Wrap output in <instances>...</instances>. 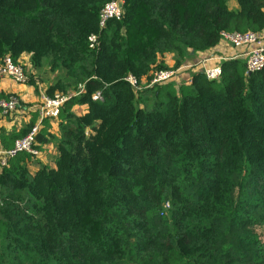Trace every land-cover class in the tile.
I'll list each match as a JSON object with an SVG mask.
<instances>
[{
  "label": "trees",
  "instance_id": "obj_1",
  "mask_svg": "<svg viewBox=\"0 0 264 264\" xmlns=\"http://www.w3.org/2000/svg\"><path fill=\"white\" fill-rule=\"evenodd\" d=\"M114 1L0 0V64L25 70L28 55L54 76L46 94L70 97L59 136L46 120L37 137L41 152L56 145L53 164L33 171L22 153L0 174V264H264V69L229 61L218 82L139 92L126 81L148 85L223 33L264 32V0H121L122 20L102 28ZM168 55L172 69L158 64ZM32 113L0 148L32 132Z\"/></svg>",
  "mask_w": 264,
  "mask_h": 264
},
{
  "label": "built area",
  "instance_id": "obj_2",
  "mask_svg": "<svg viewBox=\"0 0 264 264\" xmlns=\"http://www.w3.org/2000/svg\"><path fill=\"white\" fill-rule=\"evenodd\" d=\"M124 17L123 2L116 0L107 5L100 15V26L106 28L110 20H122ZM90 47L95 49L98 43V37L92 36L89 39ZM231 47L235 50L233 57L220 55L216 52H210L204 58L199 59L194 64L185 63L183 66L170 71H158L154 74L150 84L145 88L139 84L134 77H129L126 81L139 92L153 86H163L173 84L187 72L194 71L203 74L208 81L218 82L223 76V64L229 61L239 60L245 63L249 74L259 72L264 69V32L248 34H222L221 43L217 48ZM6 80H11L17 84H28V77L24 68L14 64L9 58H6L0 64V84ZM190 80L185 83L189 84ZM181 85V84H180ZM69 96L56 94L49 97L46 92H40V101L33 105L32 112L38 115V121L32 132L24 139L16 142L14 148L5 150L0 148V174L8 166L12 159H15L22 153H28L37 159H40L43 153L37 149L39 147L37 137L41 132L42 125L46 120L58 122L61 110L69 101ZM94 100H103L100 93L94 96ZM2 109V118L8 117L24 108L21 98L17 95H9L6 99L0 100Z\"/></svg>",
  "mask_w": 264,
  "mask_h": 264
},
{
  "label": "crops",
  "instance_id": "obj_3",
  "mask_svg": "<svg viewBox=\"0 0 264 264\" xmlns=\"http://www.w3.org/2000/svg\"><path fill=\"white\" fill-rule=\"evenodd\" d=\"M229 8L232 11H237L239 6L236 2V0H229ZM213 54L214 52L220 54V55H225L229 57H233L235 55V50L231 47H222V48H216L213 51H211ZM210 52L205 53V54H199L191 57L189 60H187V64H194L196 63L199 59L204 58L207 56ZM30 59V56H24L23 60L25 62H28ZM159 65L164 64L166 67L173 68L175 66V57L174 55H168L165 57H161L158 62ZM194 71H190L187 73H184L178 81H175L173 83L174 86L178 87L180 84H185L187 83L192 75H194ZM54 79V76H53ZM143 83H147L146 80L143 81ZM38 86V85H37ZM40 92H42V89L39 87L38 88ZM40 92H37L33 86L30 84H17L11 80H6L3 83L0 84V95H17L21 98V102L24 106V108L8 117L2 118L0 121V134L1 130L5 129L8 132H12L14 130H19L22 127L28 125L32 119H33V113L31 111V108L33 105L38 103L40 101ZM87 107H76L75 112L78 115H84L87 112ZM49 132H51L54 136H59V128H58V122H50V127H49ZM43 155L38 161L41 164L44 165H52L53 160L56 158L58 152L56 146L53 147V144L44 146V151ZM49 156V157H48ZM50 158V160H48ZM51 161V163H50ZM39 165V164H37ZM38 167V166H37ZM32 169H37L36 167H31ZM34 170V171H35Z\"/></svg>",
  "mask_w": 264,
  "mask_h": 264
},
{
  "label": "rangeland",
  "instance_id": "obj_4",
  "mask_svg": "<svg viewBox=\"0 0 264 264\" xmlns=\"http://www.w3.org/2000/svg\"><path fill=\"white\" fill-rule=\"evenodd\" d=\"M26 63L28 65L25 67V70H26L29 82H35L36 87H40L42 89V92H46L47 87L52 83L51 81L53 80V74L50 73L49 67L48 66H44V68L35 69L30 64V59ZM156 71H158V70H156ZM156 71L153 74H155ZM61 75H63V73ZM35 85L33 86V88L36 89ZM146 86H147V84H145V83L142 84L143 88H145ZM70 93L74 94L75 92L71 91ZM148 101H150V100H148ZM55 146L56 145L53 144V147H55ZM42 153H44V152H42ZM48 160H50V158H48ZM39 163L40 162H36V164H34L33 166L37 168V166H38L37 164H39ZM50 163H51V161H50ZM32 170L34 171L35 169H32Z\"/></svg>",
  "mask_w": 264,
  "mask_h": 264
},
{
  "label": "water",
  "instance_id": "obj_5",
  "mask_svg": "<svg viewBox=\"0 0 264 264\" xmlns=\"http://www.w3.org/2000/svg\"><path fill=\"white\" fill-rule=\"evenodd\" d=\"M194 54V53H193Z\"/></svg>",
  "mask_w": 264,
  "mask_h": 264
}]
</instances>
